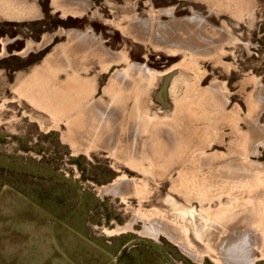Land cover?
Instances as JSON below:
<instances>
[{"label":"rangeland","instance_id":"374dc122","mask_svg":"<svg viewBox=\"0 0 264 264\" xmlns=\"http://www.w3.org/2000/svg\"><path fill=\"white\" fill-rule=\"evenodd\" d=\"M251 233L264 264V0H0V264H224Z\"/></svg>","mask_w":264,"mask_h":264},{"label":"bare ground","instance_id":"6f19581e","mask_svg":"<svg viewBox=\"0 0 264 264\" xmlns=\"http://www.w3.org/2000/svg\"><path fill=\"white\" fill-rule=\"evenodd\" d=\"M168 13H172V12H168ZM199 18H201V15L195 14V16L191 20L192 21H199L200 20ZM108 190H110V188ZM156 225H158V227H153V228L149 227L148 231L150 230L151 233H153L156 236L159 233H163V234L169 236L171 239L178 242L180 244V246H182L184 251L186 253H188L190 256H192L193 258H196L197 260L201 259V257L194 250L195 248H191L192 247L191 245H190L191 246L190 247L185 242H183L180 239V237L178 236V234H176L175 232H170L168 230V228L165 227L161 223H158ZM130 227H131V225H130ZM255 236H256L255 233H251L250 235L246 236L245 238L239 239L238 242H235L234 244H228V245L223 244L221 247V253H222L221 256L223 259L222 260L223 263L224 264H255L256 260L254 258V253H255L257 247L254 246L255 242L253 240L256 239L258 237V235L256 237Z\"/></svg>","mask_w":264,"mask_h":264}]
</instances>
